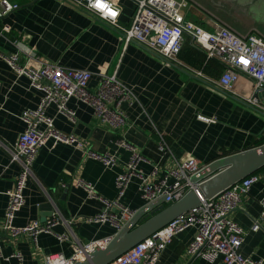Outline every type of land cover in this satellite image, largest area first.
Instances as JSON below:
<instances>
[{
	"label": "crops",
	"instance_id": "1",
	"mask_svg": "<svg viewBox=\"0 0 264 264\" xmlns=\"http://www.w3.org/2000/svg\"><path fill=\"white\" fill-rule=\"evenodd\" d=\"M15 1L20 6L0 17V50L18 52L21 62L32 67L48 61L88 69L92 72L91 90L98 88L102 74H116L135 91L137 99L122 103L127 124L120 127L104 123L89 103L77 97L68 101L74 118L61 113L54 103L48 106L47 113L54 117L58 130L77 135L96 152L115 154L118 162L107 166L69 143L49 140L43 145L26 181L25 202L13 222L23 226L32 220L46 221L54 214L63 219L53 232L40 233L37 241L28 234L1 233L0 264H43L48 254L71 256L75 240L89 242L117 233L115 223L90 221L89 217L105 208V200L117 197L116 176L125 171L131 155L119 145L123 137L144 156L140 169L146 174L155 165L169 168L189 155L210 163L257 146L264 138V109L246 100L254 93V79L242 72L233 92L221 88L216 81L225 69L224 62L209 58L206 49L191 36H187L180 53L182 62H174L137 40L126 44L118 28L70 0ZM116 1L121 8L120 22L130 25L135 1ZM185 14L209 29L215 27V14L241 33L264 34V0H201L186 8ZM5 25L9 31L3 30ZM258 96L264 104V90ZM41 97L42 92L31 85L30 78L17 74L0 55V226L7 221L9 192L21 171V165L11 160L8 147L16 144L26 128L22 112L37 108ZM199 114L213 120H202ZM162 142L167 144L165 152L160 149ZM260 176L242 195L231 217L246 233L243 254L264 259V221L260 229H253L262 211L264 170ZM80 178L93 184L99 197L89 196L85 187L78 186ZM121 202L133 210L147 203L138 177L131 180ZM64 233L69 238L61 240L58 234ZM195 234V226L177 234L157 264H222L221 257L212 262L190 256L188 248ZM16 252L23 254L22 261L13 256Z\"/></svg>",
	"mask_w": 264,
	"mask_h": 264
},
{
	"label": "built area",
	"instance_id": "2",
	"mask_svg": "<svg viewBox=\"0 0 264 264\" xmlns=\"http://www.w3.org/2000/svg\"><path fill=\"white\" fill-rule=\"evenodd\" d=\"M79 7L93 12L97 17L118 28L126 44L137 40L169 61L182 62L180 53L187 36L206 49L209 58H219L225 64L217 84L226 91L233 92L241 73H247L254 79V93L246 97L250 103L264 109L258 93L264 90V34L253 31L241 33L233 25L214 14L215 27L209 29L186 17L185 10L191 4H199L197 0H134L136 10L130 25L120 22L121 8L116 0H70ZM20 3L15 0H0V17L17 9ZM115 13V15H113ZM3 30L9 31L5 25ZM10 67L19 75H27L32 86L42 92L37 108H27L21 118L26 128L20 134L16 144L8 147L11 160L21 165V171L15 180V185L9 192L6 206L5 225L0 226V234L8 232L12 236L28 234L35 241L42 232H53L56 224L63 217L54 214L46 221L32 220L26 225H15L13 220L17 209L25 202L24 188L27 179L33 174V165L40 148L49 140L54 144L69 143L84 150L87 156L101 160L107 166L118 162L115 154L96 152L77 135L61 132L54 126V117L48 115L47 108L56 104L58 110L75 117V111L68 105L72 97H77L89 103L96 115L107 125L120 127L127 124V116L121 105L124 101L135 102V91L120 80L116 74H102L96 90L89 88L92 72L88 69L70 68L43 61L38 66H28L20 60L16 53H5L0 50ZM197 74L203 75L201 71ZM199 118L211 121L206 115ZM0 144V148H1ZM119 145L131 151L125 171L116 176L117 197L105 200V208L89 217L90 221H110L120 229L133 216L136 210L121 202L131 180L136 176L140 179V190L147 202L162 196L166 203L182 198L189 190L194 189L201 197L199 206L178 216L165 227L139 242L132 249L109 264H157L162 252L173 242L177 234L190 226H195L196 234L189 245L188 251L192 257H202L209 261L222 258V264H264V259L245 255L241 246L246 238L244 229L236 222L231 213L239 206L242 195L250 190L252 185L261 179L260 173H254L235 183L212 198H205L199 190V182L193 177L208 163H201L192 155L179 159L169 168L155 165L146 174L140 169L144 156L138 147L125 137L119 140ZM160 149L166 151V142L160 143ZM78 186L88 190L91 197H99L93 184L80 178ZM262 211L260 218L253 224V229H260L264 221V195L261 199ZM61 240L68 239L67 234H58ZM111 238L91 240L89 242L73 241L75 251L71 256L63 253L48 254L43 264H74L85 259L97 247L105 246ZM3 256L0 246V257ZM19 261L23 254H13Z\"/></svg>",
	"mask_w": 264,
	"mask_h": 264
},
{
	"label": "water",
	"instance_id": "3",
	"mask_svg": "<svg viewBox=\"0 0 264 264\" xmlns=\"http://www.w3.org/2000/svg\"><path fill=\"white\" fill-rule=\"evenodd\" d=\"M262 168L264 142L213 160L193 180L200 183L199 190L205 198H212ZM200 203L201 197L194 189L171 203H166L165 196L147 202L136 210L105 246L97 247L88 257L74 264H109Z\"/></svg>",
	"mask_w": 264,
	"mask_h": 264
},
{
	"label": "trees",
	"instance_id": "4",
	"mask_svg": "<svg viewBox=\"0 0 264 264\" xmlns=\"http://www.w3.org/2000/svg\"><path fill=\"white\" fill-rule=\"evenodd\" d=\"M264 142V138L260 141V144H262ZM264 170V168H262L261 170H259L258 172H256V173H260V172H262Z\"/></svg>",
	"mask_w": 264,
	"mask_h": 264
},
{
	"label": "rangeland",
	"instance_id": "5",
	"mask_svg": "<svg viewBox=\"0 0 264 264\" xmlns=\"http://www.w3.org/2000/svg\"><path fill=\"white\" fill-rule=\"evenodd\" d=\"M198 2H200L201 0H197ZM203 1V0H202ZM212 12V11H211Z\"/></svg>",
	"mask_w": 264,
	"mask_h": 264
},
{
	"label": "snow or ice",
	"instance_id": "6",
	"mask_svg": "<svg viewBox=\"0 0 264 264\" xmlns=\"http://www.w3.org/2000/svg\"><path fill=\"white\" fill-rule=\"evenodd\" d=\"M113 15H115V13H113Z\"/></svg>",
	"mask_w": 264,
	"mask_h": 264
}]
</instances>
